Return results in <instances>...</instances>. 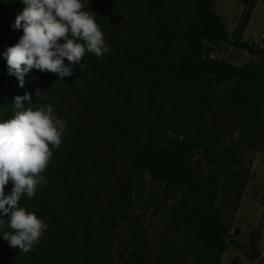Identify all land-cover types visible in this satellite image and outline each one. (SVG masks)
<instances>
[{"label":"rangeland","instance_id":"rangeland-1","mask_svg":"<svg viewBox=\"0 0 264 264\" xmlns=\"http://www.w3.org/2000/svg\"><path fill=\"white\" fill-rule=\"evenodd\" d=\"M206 1L162 0L163 10L155 11L143 0H88L86 7L96 15L110 51L99 58L86 53L81 59L83 70L73 72L69 79L89 99L115 113L124 123L127 135L112 134L100 120L86 115L81 98L70 91V83L47 76L40 103L51 104L67 124L62 142L53 150L44 173L46 186L58 199L64 216L63 224L42 218L48 228L35 245L45 254L44 264H84L82 254L71 244L72 238L78 245L88 243L89 251L98 244L126 185L135 147L150 135L156 110L147 93L149 73L128 62L122 50L133 47L138 57L173 76L179 58L188 51L191 28ZM213 7L229 39L237 35L255 47H264L261 2L243 27V4L238 0H216ZM211 45L212 57L236 65L256 64L264 72V54L251 55L222 41ZM110 86L112 92L104 98L91 92L95 87L109 91ZM248 152L252 164L245 188L240 192L226 184L216 200L221 217L232 232L222 258L224 264H264V145L259 151ZM80 163L86 168L82 169ZM65 179L80 187L79 198ZM162 189L161 184L145 176L144 188L133 206V214L142 216L148 229L145 264H194L196 238L177 229L172 219L171 208L178 202L179 193L163 198ZM130 247V229L125 223L106 263L125 264ZM41 263L31 251L13 248L0 239V264Z\"/></svg>","mask_w":264,"mask_h":264},{"label":"trees","instance_id":"trees-1","mask_svg":"<svg viewBox=\"0 0 264 264\" xmlns=\"http://www.w3.org/2000/svg\"><path fill=\"white\" fill-rule=\"evenodd\" d=\"M143 1L155 11L163 10L162 0ZM215 1L201 4L190 31L188 51L179 58L173 76L138 57L133 47L122 50L128 62L149 73L146 87L156 117L148 139L135 147L126 185L98 244L89 251L88 243L78 245L72 238L71 244L82 254L84 264H107L106 257L125 223L130 229L131 243L125 264H145L148 229L143 217L132 212L135 198L144 188L145 176L162 185L163 198L179 193L178 202L171 208L172 219L177 229L196 238L193 263L224 264L222 257L232 232L223 221L216 200L226 184L243 191L251 176L248 151H259L264 145V72L256 64L236 65L212 57L211 44L222 41L257 56L264 54V47H255L237 35L229 39L213 7ZM238 1L243 4V27L257 3L264 6V0ZM22 7L19 0H0V52L15 44L22 34L10 27ZM83 67L84 62H80L73 66V72L79 73ZM49 75L57 77L54 73L32 70L26 74L24 86L19 87L0 58V119L10 118L14 96L25 92L31 95L35 87L44 90ZM64 80L70 83V91L81 98L86 115L100 120L112 134L127 135L124 123L115 113L89 99L69 77ZM112 89L110 86L109 91H103L95 87L91 92L104 98ZM31 102H35L34 97ZM80 166L86 168L83 163ZM47 170L42 173L44 177ZM65 182L79 198L80 187L69 179ZM11 187L9 181L4 187L6 195ZM19 205L40 218L64 223L58 199L51 195L46 183L38 187L32 198L22 195ZM30 251L45 263V254L36 245Z\"/></svg>","mask_w":264,"mask_h":264},{"label":"clouds","instance_id":"clouds-1","mask_svg":"<svg viewBox=\"0 0 264 264\" xmlns=\"http://www.w3.org/2000/svg\"><path fill=\"white\" fill-rule=\"evenodd\" d=\"M19 2L22 10L10 27L22 34L0 52L7 73L19 87L32 70L54 73L63 81L73 76V66L86 53L99 58L110 51L96 15L86 7L88 0ZM43 93L35 87L31 95L14 96L10 118L0 119V239L24 252L39 242L48 224L19 201L22 195L32 198L46 183L42 173L61 144L67 124L51 104L40 103ZM9 181L12 187L6 195L4 187Z\"/></svg>","mask_w":264,"mask_h":264},{"label":"crops","instance_id":"crops-1","mask_svg":"<svg viewBox=\"0 0 264 264\" xmlns=\"http://www.w3.org/2000/svg\"><path fill=\"white\" fill-rule=\"evenodd\" d=\"M223 258V257H222Z\"/></svg>","mask_w":264,"mask_h":264}]
</instances>
